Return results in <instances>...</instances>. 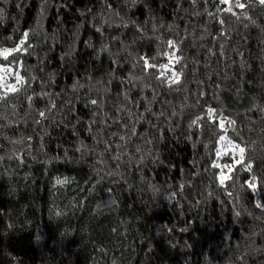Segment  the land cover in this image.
<instances>
[{"label": "trees", "instance_id": "1", "mask_svg": "<svg viewBox=\"0 0 264 264\" xmlns=\"http://www.w3.org/2000/svg\"><path fill=\"white\" fill-rule=\"evenodd\" d=\"M0 9V47H13L25 31L34 45L20 57L21 74L37 78L27 94L49 92L57 105L41 125L33 120L48 98L31 109L23 99L12 101L15 110L0 107L12 121L0 129V264H244V251L247 264L264 261L250 251L264 248V213L255 207L264 202V187L241 189L251 175L243 171L220 187L218 170L210 168L215 135L188 127L207 107L222 108L250 145L246 161L264 177V13L250 10L259 27L245 28L235 17L221 13V25L209 16L216 0H0ZM165 39L183 40L179 92L157 88L133 68L142 55L165 63ZM130 75L144 78L133 87ZM122 106L137 114L151 106L166 116L145 113L136 125L143 135L120 152L116 167L113 142H124L111 133L124 134L114 123ZM173 109L181 115L167 116ZM104 141L113 151L101 156ZM81 142L87 154L76 151Z\"/></svg>", "mask_w": 264, "mask_h": 264}, {"label": "snow or ice", "instance_id": "2", "mask_svg": "<svg viewBox=\"0 0 264 264\" xmlns=\"http://www.w3.org/2000/svg\"><path fill=\"white\" fill-rule=\"evenodd\" d=\"M192 4H196L197 0H191ZM207 2V0H205ZM132 4L137 3V0H131ZM217 10L215 13L209 12L208 15L217 19L218 23L223 25L225 23L224 18H220V14H224L226 18L235 17L236 22L243 23V26L247 28L249 24L257 25L256 20L253 16L249 15L250 10L259 9L260 13H264V0H216ZM47 4V0H44V5ZM223 5L224 7H219ZM43 9V5H42ZM3 14V9H0V16ZM247 21V23H244ZM107 23V21H105ZM127 27V25H124ZM172 28L169 26V31ZM101 29L97 28V32H100ZM141 31V29H138ZM261 31H264V27L261 28ZM33 34L39 35L35 30H33ZM220 36L228 38V34L224 31L220 33ZM160 39V37H157ZM166 45L167 51L161 53V56L166 61L165 63H153L156 59L155 57H147L140 56L136 62L133 64V68L139 67L141 71L145 74L154 78L157 81V88L163 86L168 90L173 92H179L182 89L176 87L177 85H181L182 76L184 74V69L187 67L186 64H182L181 61L184 59L182 55H179V45L183 43V40L177 41L175 39H165L163 41ZM224 44H220L221 50L224 48ZM34 48V45L29 43V32L25 31L22 33L21 38L17 43L14 44L13 47H0V107L8 108L11 107L13 110L16 109L17 105L13 103V100H26L27 108L31 109L33 106V102L36 99L44 100L47 99L46 102V110H37L38 117L33 120V123L36 125H41L42 122L48 119V113H52L53 109H56L57 105L54 100L51 99L52 94L46 91H42L40 93L27 94L28 89L32 88L33 82H37V78L32 76L30 79L26 78L21 74L20 69L24 68V61L20 59L21 56L29 54V49ZM102 51H108V46L105 45L102 48ZM211 51V49H209ZM221 55H223V51H221ZM115 62V61H114ZM177 65H180L177 68ZM142 76L130 75L128 79V83L132 84L133 87L136 85L133 81L143 80ZM42 83V82H41ZM79 87H84V85H79ZM145 88H151L150 84H145ZM157 88L152 89V97L153 100L156 99L157 95H159ZM76 90V86H73V91ZM206 93L203 91L200 92L199 98L196 101V104H199L200 98ZM56 95H59L57 93ZM215 99H219L218 95L214 96ZM125 100H128L127 93H125ZM66 104H70L71 101H66ZM88 104L91 106H95L97 108L102 107V105L96 99H89ZM151 101L149 102V105ZM195 106V105H194ZM262 113H264V108L259 109ZM117 111L123 112V117H118L114 123L122 127L125 131L124 134L118 135L116 132L111 133L112 136L116 137L117 141H121L124 143H116L115 148L117 150L116 155L112 157V160L115 162V166L119 167L121 162V154L120 152L125 149L129 143L132 142L133 137L141 136L143 134L137 132L136 125L145 121V113L159 117L166 116L164 111H160L158 114L153 112L151 106H146L144 111L139 114L133 112L131 108L121 107L117 109ZM15 112H13V115ZM181 113H178L174 109L167 114L170 117H179ZM7 121V123H5ZM12 121H8L7 117L3 114H0V129L9 126ZM93 124L96 121L92 122ZM105 126H110L107 121L104 122ZM188 127L196 128V129H210L215 135L216 140L215 144L217 145L213 149H211V153H214V158L212 159L210 168L217 169L218 172L215 173V178L218 180L220 187H225L228 181H232L236 174L240 171L250 173V178L245 180L244 184L240 187L244 189L245 187L248 190H251L254 193H258L262 187H264V177H258L254 174L253 171V161L251 158L247 159L246 155L249 151L250 145L242 143L243 137L241 133V129L237 127L236 119L225 115L222 108H214L207 107L204 109L203 115H196L194 119L191 120ZM229 130L234 134V137L229 135ZM89 131H91V125H89ZM2 134V133H0ZM28 141L32 140L31 136L26 138ZM43 139V137H41ZM12 143L19 144L20 140L11 141ZM100 143L99 140L96 141ZM145 143H151L150 140L144 136ZM105 148L104 152L100 155L103 156L104 153H111L113 151V145L104 141ZM207 147V146H206ZM76 151H82L83 154H87V146L81 142V146L76 149ZM135 152H140L141 149L138 146L134 147ZM12 159L11 156L8 157ZM4 157L0 156V161H3ZM19 159V157H17ZM145 157L141 156L139 163H143ZM223 161V163H221ZM102 163L103 161H98ZM205 171H209V169H205ZM108 175H116L115 173H108ZM102 179V178H101ZM57 184L63 185L68 183L67 180H61L57 178ZM99 183V181H97ZM183 188V185H181ZM229 196H232V192L229 191L227 193ZM175 195V193H173ZM115 201H111L110 203H114ZM256 209L261 210L264 213V202L257 200L255 202ZM240 213L237 212L236 216H239ZM262 217H257V219H261ZM243 260V258H240Z\"/></svg>", "mask_w": 264, "mask_h": 264}, {"label": "clouds", "instance_id": "3", "mask_svg": "<svg viewBox=\"0 0 264 264\" xmlns=\"http://www.w3.org/2000/svg\"><path fill=\"white\" fill-rule=\"evenodd\" d=\"M240 245H237V249L239 250ZM250 251L253 253H261L264 254V248H250ZM249 254L248 251H244L243 253H241V255L238 257V259H240L241 257L244 260V264H247V261L244 259L247 255ZM255 258V256L253 257ZM260 264H264V261H261Z\"/></svg>", "mask_w": 264, "mask_h": 264}]
</instances>
